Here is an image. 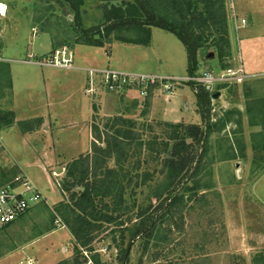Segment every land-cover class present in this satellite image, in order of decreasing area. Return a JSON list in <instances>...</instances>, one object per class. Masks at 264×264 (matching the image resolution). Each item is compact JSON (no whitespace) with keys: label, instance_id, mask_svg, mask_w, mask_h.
<instances>
[{"label":"rangeland","instance_id":"374dc122","mask_svg":"<svg viewBox=\"0 0 264 264\" xmlns=\"http://www.w3.org/2000/svg\"><path fill=\"white\" fill-rule=\"evenodd\" d=\"M0 1L5 4L4 15H0V65H8L11 82L8 91L0 70V112L15 115L13 126L0 129L3 145L0 188L15 179H26L42 197L23 218L0 232V264H57L72 256L73 238L54 211L66 199L57 183H61L73 159L91 151L92 118L88 119L91 112L98 122L113 116L134 121L144 141L151 137L147 131L150 126L162 137L165 129L158 124L164 122L203 128L192 90L197 91L198 86L180 84L168 96L153 91L150 101L149 94L140 99L135 88L121 97H113L95 83H89L86 68L181 78L203 72L218 78L248 76L241 83L227 81L207 87L212 93L211 122L219 121L227 111L235 115L226 118L221 131L210 136L211 149L200 166V176H206L207 188L185 208L183 230L173 229L169 241L159 250L168 253L171 261L179 257L183 264H254L255 257L264 255V161L257 165L252 150L254 144L264 140V117L259 115L255 120L256 115L247 111L249 106L256 107L264 100V0H225L229 55L221 60L214 49L199 51L192 74L184 45L160 28H151V45L147 47L106 44L104 48L67 49L56 46L61 45L60 39L53 38L49 27H57L58 31H53L60 35L59 26L63 27L64 21L74 23L73 17L67 11V16L63 14L53 0ZM117 4L110 0H86L81 8L82 26L86 30L99 27L105 9ZM50 7L58 18L53 9L46 11ZM242 19L245 26L236 28ZM63 48L72 56V68L35 64L40 59H52ZM92 61L100 66H89ZM89 87L93 91H87ZM42 115L49 117L48 133L42 132L43 120L38 130L20 132L19 122ZM252 122L256 125H251ZM186 140V144H192L190 139ZM236 140L245 146V157L225 160L226 141ZM193 145L199 155L200 146L194 142ZM136 152H130L132 157L127 163L132 166L136 160L144 163L133 170L126 193L130 205L135 204V211L139 206H148L152 195L149 187L159 180L155 179L161 169L158 161H148L147 153L139 156ZM260 155L264 157V151ZM145 173H156L155 179L141 186L134 176ZM201 196L203 199H198ZM135 211L124 218L135 219ZM111 229L108 227L99 234L93 246L104 262L120 264L117 258L120 251L107 236ZM123 242L121 250H127V264H152V250L149 245V250L144 251V240Z\"/></svg>","mask_w":264,"mask_h":264},{"label":"trees","instance_id":"16d2710c","mask_svg":"<svg viewBox=\"0 0 264 264\" xmlns=\"http://www.w3.org/2000/svg\"><path fill=\"white\" fill-rule=\"evenodd\" d=\"M110 1H116L118 4L105 9L103 22L99 27L86 30L81 21V8L86 0H53L52 2L62 9L63 14L67 11L74 21H64V26H59L62 29L60 35H55L53 31L57 30V27H49L53 38L60 39L61 45L56 46L67 49L75 46L104 48L106 44L147 47L151 41V28H160L175 35L184 45L190 65L189 74L196 70L199 51L214 49L221 60L229 55L225 0ZM48 10H52L53 14L55 12L53 7L46 11ZM57 15L55 12V18H58ZM0 70L6 81V90L11 91L8 65L1 64ZM192 90L203 128L164 122L158 124L165 129L162 137L157 136L154 128L150 126L147 131L151 137L144 141L135 128L136 123L130 119L113 116L102 120L103 123L98 122L95 116L92 117L93 141L89 147L91 151L73 159L68 164L61 183H58L66 199L56 205L54 211L70 232L74 247L72 256L57 264H109L101 259L93 246L98 235L105 233L108 227L112 229L107 236L111 237L114 247L120 251L117 256L120 264H127L128 260L127 250H121L126 239L129 242L144 240V251L149 250L150 245L152 264H183L179 257L171 261L168 253L163 254L159 248L169 241L173 229L183 230L185 208L197 198L202 189L207 188L206 176H200V166L211 149L210 136L221 131L227 123L226 118L235 115L234 112L227 111L219 121L212 123V93L209 88L198 86L197 91ZM152 93L153 90L150 89L148 101ZM247 111L256 115L255 120L259 115L264 117V100L258 102L256 107L249 106ZM41 123V118H32L19 122L17 126L22 134H26L38 130ZM14 124L13 112H0V129ZM251 125L256 124L252 122ZM186 139H190L192 144H186ZM260 140L261 142L252 146L257 165L264 161V157L260 155L264 151V140ZM193 142L200 146L199 155L195 154ZM226 144L228 147L225 154L228 158L225 160L245 157V146L242 143L236 140L226 141ZM131 151H137L139 156L147 153L148 161L161 163L156 179V173L134 176L141 186H146L153 179H159L153 187H149L152 195L148 198V206H139L136 211L135 204L130 205L128 202L126 193L133 180V170L139 169L144 162L136 160L133 166L128 164L132 157ZM165 153H169L168 156L162 157ZM110 163H113V166H110ZM194 164L196 166L192 168ZM125 166L127 168H124ZM131 211H135V219L132 216L124 218ZM259 257L262 259L257 261ZM253 261L254 264H264V255L255 257Z\"/></svg>","mask_w":264,"mask_h":264},{"label":"built area","instance_id":"2783aa9c","mask_svg":"<svg viewBox=\"0 0 264 264\" xmlns=\"http://www.w3.org/2000/svg\"><path fill=\"white\" fill-rule=\"evenodd\" d=\"M246 21L242 19L239 26L244 27ZM63 51H57V55L50 59H40L35 64L41 67H62L72 68L70 52L63 48ZM59 55H61L59 57ZM81 70V69H78ZM84 71L89 75V83H95L102 88L106 93L122 96L130 93L134 88L137 90L140 99H145L149 90L159 93H164L167 96L173 93L176 86L184 83H189L192 86L209 87L213 84L221 82H242L248 76H226L216 77L209 72H203L199 76L188 77H172V76H156L153 74H138L130 71H118L115 69H100V68H86ZM90 90V91H89ZM93 91V88L87 89ZM0 148H3L0 138ZM58 186V183H57ZM42 199L36 187L28 182L26 179L13 180L9 184L0 188V232L8 228L11 224L23 217L33 206H35Z\"/></svg>","mask_w":264,"mask_h":264},{"label":"crops","instance_id":"0c3cea01","mask_svg":"<svg viewBox=\"0 0 264 264\" xmlns=\"http://www.w3.org/2000/svg\"><path fill=\"white\" fill-rule=\"evenodd\" d=\"M0 5L3 7V6H5V4L3 3V2H1L0 1ZM4 8V7H3ZM1 16H3V15H1ZM248 16V15H247ZM253 16H254V14H253ZM250 16H248V18H249ZM151 35H152V32H151ZM151 45V41H150V44L148 45V46H150ZM91 65H89V66H94V67H97V66H100V64L97 62V63H94L93 61L90 63ZM92 64H94V65H92ZM80 69V68H79ZM154 74V73H153ZM111 95V94H110ZM111 96H113V97H117V95H111ZM89 107H90V105H89ZM93 103H92V111H93ZM92 116H93V113L91 112V114L88 116V119L90 120L91 118H92ZM37 117H39V118H42V120H43V126H42V129L44 130V131H42V132H44L45 134L46 133H48V126H47V120H49V117H46V115H45V117H44V115H42V116H37ZM33 118V117H32ZM31 118V119H32ZM35 118V117H34ZM16 121H17V119H16ZM1 132V131H0ZM40 132V131H39ZM35 133H37V132H35ZM88 149V148H87ZM79 155H81V154H79ZM78 155V156H79Z\"/></svg>","mask_w":264,"mask_h":264},{"label":"bare ground","instance_id":"6f19581e","mask_svg":"<svg viewBox=\"0 0 264 264\" xmlns=\"http://www.w3.org/2000/svg\"><path fill=\"white\" fill-rule=\"evenodd\" d=\"M4 8L0 5V15H4Z\"/></svg>","mask_w":264,"mask_h":264},{"label":"water","instance_id":"95a60500","mask_svg":"<svg viewBox=\"0 0 264 264\" xmlns=\"http://www.w3.org/2000/svg\"><path fill=\"white\" fill-rule=\"evenodd\" d=\"M59 171H62V170H59Z\"/></svg>","mask_w":264,"mask_h":264}]
</instances>
